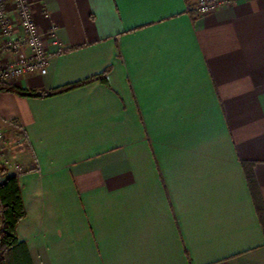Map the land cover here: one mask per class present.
<instances>
[{
	"label": "crops",
	"instance_id": "0c3cea01",
	"mask_svg": "<svg viewBox=\"0 0 264 264\" xmlns=\"http://www.w3.org/2000/svg\"><path fill=\"white\" fill-rule=\"evenodd\" d=\"M196 1L35 0L49 66L10 84L49 92L110 69L109 85L0 92V128L28 139L12 154L33 264H264L242 167L264 202V0L204 15Z\"/></svg>",
	"mask_w": 264,
	"mask_h": 264
},
{
	"label": "built area",
	"instance_id": "2783aa9c",
	"mask_svg": "<svg viewBox=\"0 0 264 264\" xmlns=\"http://www.w3.org/2000/svg\"><path fill=\"white\" fill-rule=\"evenodd\" d=\"M14 1L24 35L18 38L14 37V26L6 1L0 0V29L4 38V43L0 49L19 50L23 44H27L31 48L32 53L29 57L21 58L13 63H3L0 59V83H10L11 80L31 72L45 74L51 58V55L45 49L44 34L41 32L35 18V0ZM233 1L235 0H197L192 9L197 14L204 15ZM49 33L52 36L54 35L53 32ZM7 123L16 125L15 121H8ZM27 141L28 139L25 135L12 140L7 136L6 131L0 128V187L8 176L15 175L20 178L27 170L21 162L15 160L12 154L14 146H23Z\"/></svg>",
	"mask_w": 264,
	"mask_h": 264
},
{
	"label": "trees",
	"instance_id": "16d2710c",
	"mask_svg": "<svg viewBox=\"0 0 264 264\" xmlns=\"http://www.w3.org/2000/svg\"><path fill=\"white\" fill-rule=\"evenodd\" d=\"M109 69L108 67L101 73L65 84L49 92L21 88L6 82L0 83V92H12L27 97H45L65 93L94 81H101L103 84L109 85L107 78ZM253 165L251 161L242 162L251 196L264 232V202L254 175ZM0 197L2 201L0 206V264H33L26 244L17 237V225L26 215L19 177L15 175L7 177L0 187Z\"/></svg>",
	"mask_w": 264,
	"mask_h": 264
}]
</instances>
